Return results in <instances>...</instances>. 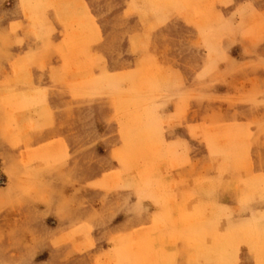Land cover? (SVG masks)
Returning a JSON list of instances; mask_svg holds the SVG:
<instances>
[{"label":"rangeland","instance_id":"374dc122","mask_svg":"<svg viewBox=\"0 0 264 264\" xmlns=\"http://www.w3.org/2000/svg\"><path fill=\"white\" fill-rule=\"evenodd\" d=\"M0 264H264V0H0Z\"/></svg>","mask_w":264,"mask_h":264}]
</instances>
